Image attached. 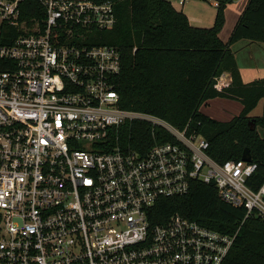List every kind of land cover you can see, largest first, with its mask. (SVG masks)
Wrapping results in <instances>:
<instances>
[{"label":"built area","instance_id":"obj_1","mask_svg":"<svg viewBox=\"0 0 264 264\" xmlns=\"http://www.w3.org/2000/svg\"><path fill=\"white\" fill-rule=\"evenodd\" d=\"M114 24L111 2L0 0V264H223L238 231L154 223L195 183L264 220V181L247 185L257 164H219L188 126L118 107L120 54L92 44ZM135 123L170 141L132 149Z\"/></svg>","mask_w":264,"mask_h":264},{"label":"trees","instance_id":"obj_2","mask_svg":"<svg viewBox=\"0 0 264 264\" xmlns=\"http://www.w3.org/2000/svg\"><path fill=\"white\" fill-rule=\"evenodd\" d=\"M114 5L115 24L111 30L96 32L92 44L113 46L120 54L121 70L114 79L118 107L162 119L174 128L194 131L209 144L208 153L219 164L240 160L245 149L257 172L248 180L256 191L264 181V79L243 84L230 46L241 40L264 44V0H248L227 43L219 39L227 5L217 2L211 28H196L171 0H99ZM207 1V0H206ZM230 75V84L217 89L216 79ZM213 99L237 101L241 112L228 122L217 121L200 111ZM263 102V114L250 113ZM255 119V127L249 122ZM125 139L135 150H145L160 139L152 136L146 123L126 129ZM222 234L235 241L223 264H264V220L244 219V210L222 203L212 185L193 184L188 195L166 199L154 209V223L172 215Z\"/></svg>","mask_w":264,"mask_h":264},{"label":"crops","instance_id":"obj_3","mask_svg":"<svg viewBox=\"0 0 264 264\" xmlns=\"http://www.w3.org/2000/svg\"><path fill=\"white\" fill-rule=\"evenodd\" d=\"M180 1H182V3H180ZM247 1L248 0H237L230 5H227L224 26L218 35L223 43H227L234 26L247 4ZM171 3L175 9L182 11L186 15L189 24L192 27L211 28L213 26L217 2L213 0H171ZM230 50L235 58L243 84L264 79L263 43L241 40L231 45ZM224 75L230 79L228 73H224ZM210 101L217 102L218 105L222 106L221 111L223 113H227L234 102L239 104H236L238 106L236 115H238L242 109V106L237 101L228 99H213ZM210 101L206 102L204 105H208ZM236 115L228 116V119L225 121L216 118L213 119L220 122H228Z\"/></svg>","mask_w":264,"mask_h":264},{"label":"rangeland","instance_id":"obj_4","mask_svg":"<svg viewBox=\"0 0 264 264\" xmlns=\"http://www.w3.org/2000/svg\"><path fill=\"white\" fill-rule=\"evenodd\" d=\"M238 103H235L232 105V107L229 109L227 113H223L221 111L222 106L218 105L217 102L210 101L208 105H202L200 107V111H202L204 114L208 115L209 117L216 118L218 120H227L228 116L236 115L238 110ZM263 114V102L261 101L257 107L251 112L250 117H260ZM260 134L262 137H264V130H260Z\"/></svg>","mask_w":264,"mask_h":264},{"label":"water","instance_id":"obj_5","mask_svg":"<svg viewBox=\"0 0 264 264\" xmlns=\"http://www.w3.org/2000/svg\"><path fill=\"white\" fill-rule=\"evenodd\" d=\"M250 129L253 130L255 127V119H251L249 122ZM241 160L245 162H250L251 161V155L248 149H245L242 155Z\"/></svg>","mask_w":264,"mask_h":264}]
</instances>
